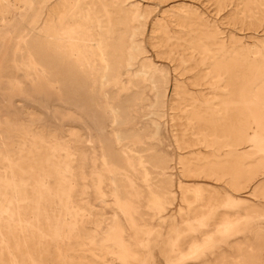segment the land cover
<instances>
[{
	"label": "rangeland",
	"instance_id": "rangeland-1",
	"mask_svg": "<svg viewBox=\"0 0 264 264\" xmlns=\"http://www.w3.org/2000/svg\"><path fill=\"white\" fill-rule=\"evenodd\" d=\"M20 1L0 0V264H264V0Z\"/></svg>",
	"mask_w": 264,
	"mask_h": 264
},
{
	"label": "bare ground",
	"instance_id": "bare-ground-1",
	"mask_svg": "<svg viewBox=\"0 0 264 264\" xmlns=\"http://www.w3.org/2000/svg\"><path fill=\"white\" fill-rule=\"evenodd\" d=\"M12 1H13V0H12ZM21 1H22V0H21ZM21 1H20V2H21ZM58 1H59V0H58ZM59 2H60V1H59ZM67 2H68V0H67ZM122 3H123V2H122ZM139 3H140V2H139ZM56 4H57V3H56ZM11 5H12V4H11ZM23 5H24V4H23ZM46 5H47V4H46ZM33 6H34V5H33ZM21 7H22V6H21ZM12 8H13V7H12ZM23 8H24V7H23ZM32 8H33V7H32ZM43 8H44V7H43ZM138 8H139V7H138ZM19 9H20V8H19ZM88 9H89V7H88ZM27 11H28V10H27ZM88 11H89V10H88ZM129 11H131V10H129ZM17 13H18V12H17ZM90 13H91V12H90ZM132 13H133V12H132ZM23 14H24V13H23ZM25 14H26V13H25ZM50 14H51V13H50ZM135 14H137V13H135ZM75 16H76V15H75ZM135 16H136V15H135ZM149 16H150V15H149ZM12 17H13V15H12ZM18 17H20V16H18ZM109 17H110V16H109ZM22 18H23V17H21V19H22ZM104 18L106 19V17H104ZM8 19H10V18H8ZM18 19H19V18H18ZM44 19H46V18H44ZM11 20H12V19H11ZM82 20H83V19H82ZM7 21H8V20H7ZM7 21H5V22H7ZM18 22H19V21H18ZM66 22H67V20H66ZM43 23H44V22H43ZM67 23H68V22H67ZM39 24H40V23H39ZM68 24H69V23H68ZM98 25H99V24H98ZM137 25H138V24H137ZM20 26H21V25H20ZM20 26H19V27H20ZM42 26H43V25H42ZM2 27H3V26H2ZM7 27H8V26H7ZM16 27H17V26H16ZM98 27H99V26H98ZM26 29H27V28H26ZM92 29H93V28H92ZM0 30L3 32V29H0ZM9 30H10V29H9ZM44 30H45V29H44ZM72 30H73V29H72ZM128 30H129V29H128ZM4 31H5V29H4ZM12 31H13V30H12ZM17 31H18V30H17ZM10 32H11V31H10ZM46 32H47V31H46ZM69 32H71V31H69ZM96 32H97V30H96ZM103 32H104V31H103ZM0 33H1V32H0ZM22 33H23V35H24L25 31L22 32ZM71 33H72V32H71ZM97 33H98V32H97ZM134 33H135V32H134ZM5 34H6V33H5ZM8 34L10 35V33H8ZM11 34H12V32H11ZM32 34H33V33H32ZM96 35H97V34H96ZM100 35H102V33H101ZM135 35H136V34H135ZM2 36H3V35H2ZM2 36H1V37H2ZM20 36H21V35H20ZM47 36H48V35H47ZM121 36H122V35H121ZM23 37H24V36H23ZM99 37H100V36H99ZM133 37H134V36H133ZM18 38H19V37H18ZM100 38H101V37H100ZM125 38H126V37H125ZM6 39H7V38H6ZM97 39H98V38H97ZM109 39H110V38H109ZM75 40H76V39H75ZM78 40H79V39H78ZM128 41H129V40H128ZM12 42H13V41H12ZM104 42H105V41H104ZM99 43H100V41H99ZM133 43H134V42H133ZM15 44H16V43H15ZM26 44H27V43H26ZM96 44H97V43H96ZM106 44H107V43H106ZM33 45H34V44H33ZM99 45H100V44H99ZM10 46H11V45H10ZM134 46H135V45H134ZM16 47H17V46H16ZM36 47H37L38 51H40V52L42 53V55L46 56V54H47L46 51L43 53V50L45 49V46H44L43 44H41L40 42H36ZM107 47H108V45H107ZM128 48H130V47H127V49H128ZM13 50H14V49H13ZM16 50H17V49H16ZM45 50H46V49H45ZM11 51H12V50H11ZM119 51H120V50H119ZM130 51H131V50H130ZM28 52H29V50H28ZM121 52H122V51H121ZM126 52H127V51H126ZM134 52H135V51H134ZM134 52H133V53H134ZM107 53H108V52H107ZM130 53H131V52H130ZM56 54H57V53H56ZM80 54H81V53H80ZM115 54H116V53H115ZM11 55H12V54H11ZM29 55H30V54H29ZM86 55H87V54H86ZM99 55H100V54H99ZM131 55H132V53H131ZM131 55H130V58H131ZM8 56H9V55H8ZM50 56H51V54H50ZM54 56H55V55H54ZM59 56H61V55H59ZM132 56L134 57L135 55H132ZM32 57H33V56H32ZM74 57H75V56H74ZM118 57H119V56H118ZM26 58H27V56H26ZM34 58H35V57H34ZM76 58H78V57H76ZM28 59H29V58H28ZM51 59H53V58H51ZM56 59H57V57H56ZM58 59H59V57H58ZM73 59H74V58H73ZM25 60H26V59H25ZM45 60H46V59H45ZM129 60H130V59H129ZM17 61H18V60H17ZM31 61H32V60H31ZM60 61H61V59H60ZM66 61H68V60H66ZM70 61H71V59H70ZM100 61H101V60H100ZM118 61H119V60H118ZM134 61H135V60H134ZM28 62H29V61H28ZM119 62H121V60H120ZM24 63H25V62H24ZM48 63H49V61H48ZM70 63H71V62H70ZM91 63H93V62H91ZM121 63H122V62H121ZM140 63H141V62H140ZM31 64H32V62H31ZM72 64H73V63H71V66H72ZM118 64H119V63H118ZM40 65H41V64H40ZM47 65H48V64H47ZM55 65H58V66L63 70V72L60 71L59 69H58V70H59L60 72L64 73V69H63L62 66H61V65H63V64H60V65H59V64H57V62H56ZM116 65H117V64H116ZM133 65H134V64H133ZM133 65H132V66H133ZM63 66H64V65H63ZM120 66H123V65L121 64ZM25 67L28 68V66H26V65H25ZM31 67H32V66H31ZM42 67H43V66H42ZM103 67H104V66H103ZM117 67H118V65H117ZM127 67L129 68V65H128ZM36 68H37V67H36ZM73 68H75V66H73ZM73 68H72V69H73ZM76 68H77V66H76ZM43 69H44V68H43ZM51 69H52V68H51ZM95 69H96V68H95ZM41 70H42V69H41ZM41 70H40V71H41ZM44 70H45V69H44ZM67 70H68V69H67ZM69 70H70V69H69ZM37 71H38V70H37ZM87 71H88V70H87ZM104 71L106 72V70H104ZM27 72H28V71H27ZM45 72H47V70H46ZM49 72H50V71H49ZM76 72H77V71H75V73H76ZM117 72H118V71H117ZM119 72H122V71H119ZM119 72H118V73H119ZM28 73H29V72H28ZM40 73H42V72H40ZM62 73H61L60 75H63ZM102 73H103V72H102ZM128 73H129V72H126V74H128ZM26 74H27V73H26ZM26 74H25V75H26ZM45 74H46V73H45ZM70 74H71V72H70ZM93 74H94V73H93ZM109 74H110V73H109ZM111 74H113V72H112ZM121 74H122V73H121ZM43 75H44V74H43ZM46 75H48V72H47ZM54 75H55V74H54ZM71 75H72V74H71ZM77 75H78V74H77ZM89 75H90V73H89ZM75 76H76V75H75ZM105 76H107V75H105ZM117 76H118V75H117ZM60 77H61V76H60ZM71 77H72V76H71ZM71 77H70V79H71ZM80 77H81V76H80ZM93 77H94V76H93ZM119 77H120V76H119ZM53 78H54V77H53ZM65 78H67V77H65ZM75 78H76V77H75ZM82 78H83V77H82ZM98 78H99V76H98ZM110 79H111V77H110ZM48 80H49V79H48ZM59 80H60V79H59ZM63 80H64V78H63ZM87 80H88V79H87ZM129 80H130V79H129ZM68 81L70 82V81H72V80H68ZM78 81H79V80H78ZM76 82H77V81H76ZM92 82H93V80H92ZM103 82H104V81H103ZM18 83H19V82H18ZM18 83H17V84H18ZM20 83H22V82H20ZM53 83H54V82H53ZM67 83H68V82H65V84H67ZM78 83H79V82H78ZM80 83H81V82H80ZM109 83H110V82H109ZM8 84H9V82H8ZM58 84H59V83H58ZM73 84H74V82H73ZM97 84H98V83H97ZM69 85H70V84H69ZM74 85H75V84H74ZM81 85H82V84H81ZM91 85H92V84H91ZM104 85H105V84H104ZM108 85H109V84H108ZM55 86H56V85H55ZM76 86H78V84H77ZM79 86H80V85H79ZM9 87H10V86H9ZM65 87H66V86H65ZM72 87H73V86H72ZM100 87H101V85H100ZM66 88H67V87H66ZM68 88H70V87H68ZM79 88H80V87H79ZM13 89H14V88H13ZM13 89H12V90H13ZM94 89H95V88H94ZM101 89H102V88H101ZM145 89H146V88H145ZM67 90H68V89H67ZM96 90H98V89H96ZM7 91H8V90H7ZM22 91H23V90H22ZM59 91H60V90H59ZM78 91H79V90H78ZM102 91H103V90H102ZM132 92H133V91H132ZM134 92H135V91H134ZM62 93H63V92H62ZM67 93H69V91H68ZM102 93H103V92H102ZM69 94H70V93H69ZM69 94H68V95H69ZM72 94H73L74 96H76L77 92H76V93H73V92H72ZM72 94L69 95V96H70L69 98H70L71 100H72V99L75 100L76 98H74ZM78 94H79V93H78ZM97 94H98V93H97ZM139 94H140V93H139ZM80 95H82V94H80ZM99 96H100V93H99ZM130 96H131V95H130ZM26 97H27V95H26ZM26 97H25V98H26ZM29 97H30V96H29ZM63 97H64V96H63ZM78 97H79V96H78ZM90 97H91V96H90ZM132 97H133V96H132ZM139 97H140V96H139ZM142 97H144V96H142ZM27 98H28V97H27ZM33 98H35V97H33ZM64 98H65V97H64ZM82 98H83V97H82ZM91 98H92V97H91ZM99 98H100V97H99ZM106 98H107V97H106ZM130 98H131V97H130ZM146 98H147V97H146ZM36 99H37V98H36ZM70 99H69V101H70ZM78 99H79V98H78ZM133 99H134V98H133ZM135 99H136V98H135ZM141 99H142V98H141ZM41 100H42V99H41ZM81 100H82V99H81ZM88 100H89V99H88ZM104 100H105V99H104ZM143 100H144V99H143ZM33 101H34V100H33ZM36 101H37V100H36ZM38 101H40V100H38ZM65 101H66V99H65ZM86 101H87V100H86ZM102 101H103V99H102ZM105 101H106V100H105ZM121 101H122V100H121ZM135 101H137V100H134V103H135ZM82 102H83V101H82ZM139 102H140V101H139ZM139 102H138V103H139ZM41 103H43V102H41ZM71 103H72V101H71ZM95 103H97V102H95ZM99 103H102V102H99ZM103 103H104V102H103ZM107 103L109 104V102H107ZM121 103H122V102H121ZM124 103H125V102H124ZM128 103H129V102H128ZM69 104H70V103H69ZM105 104H106V103H105ZM112 104H113V103H112ZM15 105H16V104H15ZM40 105H41V104H40ZM47 105H48V104H47ZM64 105H66V104H64ZM74 105H75V103H74ZM110 105H111V104H110ZM113 105H114V104H113ZM113 105H112V106H113ZM124 105H125V104H124ZM18 106H19V105H18ZM20 106H21V105H20ZM35 106H36V105H35ZM76 106H78V105H76ZM82 106H83V105H82ZM97 106H98V105H97ZM105 106H106V105H105ZM107 106H108V105H107ZM117 106H118V105H117ZM122 106H123V104H122ZM125 106H126V105H125ZM130 106H131V104H130ZM136 106H137V105H136ZM151 106H152V104H151ZM57 107H58V106H57ZM63 107H64V106H63ZM73 107H74V106H73ZM84 107H85V105H84ZM84 107H82V108H84ZM102 107H103V106H102ZM118 107H119V106H118ZM118 107H117V108H118ZM74 108H75V107H74ZM79 108H80V107L78 106V110L80 111ZM85 108H86V107H85ZM109 108H110V107H109ZM119 108H120V107H119ZM127 108H129V107L126 106V109H127ZM131 108H132V107H131ZM63 109H64V108H63ZM105 109H106V108H105ZM114 109H115V108H114ZM149 109H150V108H149ZM27 110H28V109H27ZM87 110H88V108H87ZM89 110H90V109H89ZM89 110H88V111H89ZM103 110H104V107H103ZM115 110H118V109H115ZM129 110H131V109H129ZM135 110H136V109H135ZM146 110H147V109H146ZM81 111H82V110H81ZM84 111H85V110H84ZM119 111H120V110H119ZM121 111H122V110H121ZM148 111H149V110H148ZM21 112H22V111H21ZM73 112H74V111H73ZM86 112H87V111H86ZM109 112H110V111H109ZM113 112H114V110H113ZM129 112H130V111H129ZM134 112H136V111H134ZM149 112H150V111H149ZM104 113H105V115H107L105 111H104ZM104 113H103L99 108H94V109L92 110V113H90V114H91V118H92V120H93L94 123L97 125L98 129L101 130V131H104V129H107V128H105V123H104ZM115 113H116V112H115ZM137 113H138V112H137ZM85 115H87V114H85ZM113 115H114V113H113ZM121 115H122V114H121ZM82 116H83V115H82ZM127 116H128V115H127ZM87 117H88L89 120H91V119L89 118L90 116H87ZM106 117H107L106 120H108V117H110V114H109L108 116H106ZM106 117H105V118H106ZM113 117H114V116H113ZM129 117H131V115H130ZM131 118H132V117H131ZM131 118H130V119H131ZM139 118H140V117H139ZM83 119H84V117H83ZM111 119H112V116H111ZM111 119H110V120H111ZM115 119H116V118H115ZM115 119H114V120H115ZM84 120H85V119H84ZM112 120H113V119H112ZM117 120H118V118H117ZM117 120H116V121H117ZM118 121H119V120H118ZM22 122H23V121H22ZM22 122H21V123H22ZM110 122H111V121H110ZM125 122H126V121H125ZM127 122H128V121H127ZM127 122H126L125 124H127ZM129 122H130V121H129ZM85 123H86V121H85ZM86 124H87V123H86ZM113 124H116V123H113ZM23 125H24V124H23ZM87 125H88V124H87ZM122 125H123V124H122ZM146 126H147V125H146ZM89 127H90V126H89ZM106 127H108V126H106ZM115 127H116V126H115ZM134 128H135V127H134ZM90 129H91V128H90ZM92 129H93V128H92ZM94 129H95V127H94ZM98 129H97V130H98ZM139 130H140V129H139ZM91 131H92V130H91ZM86 132H88V130H87ZM130 132H131V131H130ZM133 132H134V131H133ZM137 132H138V131H137ZM141 132H143V131H141ZM147 132H148V131H147ZM89 133H90V131H89ZM101 133H102V132H101ZM131 133H132V132H131ZM99 134H100V133H99ZM104 134H106V133H104ZM125 134L127 135V133H125ZM142 134H143V133H142ZM102 135H103V134H102ZM131 135H132V134H131ZM145 135H146V133H145ZM153 135H154V134H153ZM52 136L55 138L54 135H52ZM77 136H78V135H77ZM90 136H91V135H90ZM93 136H94V135H93ZM99 136H100V135H99ZM104 136H105V135H104ZM108 136H110V135L108 134ZM108 136L106 135V137H108ZM113 136H114V135H113ZM113 136H111V137H113ZM122 136H123V134H122ZM122 136H121V137H122ZM129 136H130V135H129ZM141 136H142V135H141ZM143 136H144V135H143ZM143 136H142V137H143ZM146 136H148V135H146ZM75 137H76V136H75ZM121 137H120V138H121ZM126 137H128V135H127ZM77 138H78V137H77ZM83 138H84V137H83ZM91 138H92V136H91ZM93 138H94V137H93ZM109 138H110V137H109ZM109 138H108V139H109ZM131 138H132V137H131ZM88 139H89V138H88ZM94 139H95V138H94ZM94 139H93V140H94ZM104 139H105V138H104ZM110 139H111V138H110ZM114 139H115V141H116L117 138H114V137H113V141H114ZM123 139H125V137H122L121 140H123ZM51 140H52V138H51ZM89 140H90V139H89ZM89 140H88V141H89ZM96 140H97V139H96ZM98 140H99V139H98ZM154 140H155V139H153V140L151 141V143H152ZM44 141H45V140H44ZM108 141H109V140H108ZM118 141H120V140H118ZM70 142H71V141H70ZM78 142H79V141H78ZM96 142H97V141H96ZM100 142H101V140H100ZM104 142H105V141H104ZM109 142H110V141H109ZM116 142H117V141H116ZM116 142H115V143H116ZM120 142H121V141H120ZM120 142H119V143H120ZM62 143H63V142H62ZM105 143H106V142H105ZM117 143H118V142H117ZM146 143H147V142H146ZM143 144H144V143H143ZM149 144H150V143H149ZM105 145H106V144H105ZM115 145H116V144H115ZM115 145L113 144V146H115ZM120 145H121V144H120ZM132 145H133V144H132ZM138 145H140V144H138ZM152 145H153V144H152ZM152 145H151V146H152ZM61 146H62V145H61ZM77 146H78V145H77ZM90 146L92 147V145H90ZM90 146H89V147H90ZM97 146H98V145H97ZM97 146H96V147H97ZM102 146H103V145H102ZM127 146H128V144H127ZM127 146H126V147H127ZM129 146H130V145H129ZM140 146H141V145H140ZM142 146L144 147L145 145H142ZM151 146H150V147H151ZM67 147H68V146H67ZM71 147H72V146H71ZM93 147H94V146H93ZM118 147H119V145H118ZM131 147H132V146H131ZM148 147H149V146H148ZM154 147H155V146H154ZM157 147H158V146H157ZM79 148H80V147H79ZM133 148H135V147H133ZM146 148H147V147H146ZM54 149H56V148H54ZM87 149H88V148H87ZM93 149H94V148H93ZM135 149H136V148H135ZM137 149H138V148H137ZM141 149H142V148H141ZM62 150H63V149H62ZM89 150H90V149H89ZM112 150H113V149H112ZM132 150H133V149H132ZM143 150L145 151V149H143ZM151 150H152V149H151ZM154 150H155V148H154ZM154 150H152V151H154ZM53 151H55V150H53ZM98 151H99V150H98ZM98 151H97V152H98ZM106 151H107V150H106ZM119 151H120V150H119ZM125 151H126V150H125ZM139 151H140V149H139ZM56 152H57V151H56ZM73 152H74V151H73ZM76 152H77V151H76ZM94 152H96V151H94ZM97 152H96V153H97ZM130 152H131V150H130ZM145 152H146V151H145ZM89 153H90V152H89ZM118 153H119V152H118ZM118 153H117V154H118ZM140 153H141V152H140ZM153 153H155V151H154ZM63 154H64V153H63ZM75 154H76V153H75ZM85 154H86V153H85ZM101 154H102V153H100V156H101ZM107 154H108V152H107ZM160 154H161V153H160ZM78 155H79V153H78ZM88 155H89V154H88ZM115 155H116V154H115ZM115 155H114V156H115ZM122 155H123V154H122ZM135 155H136V154H135ZM157 155H158V152H157ZM9 156H10V155H9ZM76 156H77V155H76ZM84 156H85V155H84ZM109 156H110V155H109ZM109 156H108V157H109ZM116 156H118V155H116ZM146 156H147V154H146ZM160 156H161V155H160ZM167 156H168V155H167ZM48 157H49V156H48ZM149 157H151V156H149ZM161 157H162V156H161ZM1 158H2V157H1ZM8 158H9V157H8ZM51 158H53V156H52ZM99 158H100V157H99ZM114 158H116V157H114ZM120 158H121V157H120ZM128 158H129V157H128ZM136 158H138V157L136 156ZM165 158H167V157H165ZM165 158H164V159H165ZM5 159H6V157H5ZM85 159H86V158H85ZM117 159H118V158H117ZM138 159H139V158H138ZM140 159H142V157H141ZM151 159H152V158H151ZM90 160H91V159H90ZM99 160H100V159H99ZM99 160H98V161H99ZM101 160H102V159H101ZM103 160H104V159H103ZM105 160H107V159H105ZM118 160L120 161V159H118ZM127 160H128V159H127ZM136 160H137V159H136ZM149 160H150V159H149ZM165 160H166V159H165ZM77 161H78V160H77ZM86 161H87V160H86ZM121 161H122V160H121ZM130 161H131V159H130ZM139 161H140V160H139ZM167 161L169 162V160H167ZM0 162H1V161H0ZM45 162H46V161H45ZM63 162H64V161H63ZM83 162H84V161H83ZM132 162H133V161H132ZM135 162H136V161H135ZM172 162H173V161H172ZM47 163H48V162H47ZM68 163H69V162H68ZM109 163H110V162H109ZM123 163H124V162H123ZM141 163H142V162H141ZM143 163H144V162H143ZM147 163H148V162H147ZM153 163H154V162H153ZM159 163H160V162H159ZM44 164H45V163H44ZM55 164H56V163H55ZM58 164H60V162H59ZM64 164H65V163H64ZM97 164H98V163H97ZM100 164H101V163H100ZM119 164H120V163H119ZM128 164H129V163H128ZM61 165H62V164H61ZM84 165L86 166V164H84ZM84 165H83V166H84ZM135 165H136V164H135ZM45 166H46V165H45ZM48 166H49V165H48ZM95 166H96V164H95ZM124 166H125V165H124ZM131 166H132V165H131ZM165 166H166V165H165ZM42 167H43V166H42ZM132 167H133V166H132ZM132 167H131V168H132ZM135 167H136V166H135ZM150 167H151V166H150ZM150 167H149V169H150ZM163 167H164V166H163ZM63 168H64V167H63ZM108 168H110V167H108ZM129 168H130V166H129ZM146 168H148V167H146ZM11 169H12V167H11ZM49 169H50V168H49ZM49 169H48V170H49ZM105 169H106V168H105ZM114 169H115V168H114ZM114 169H113V170H114ZM132 169H133V168H132ZM163 169H165V168H163ZM31 170H32V168H31ZM62 170H63V169H62ZM66 170H67V169H66ZM75 170H76V168H75ZM86 170H87V168H86ZM108 170H109V169H108ZM128 170H129V169H128ZM134 170H135V169H134ZM151 170H152V169H151ZM161 170H162V169H161ZM18 171H19V169H18ZM63 171H64V170H63ZM81 171H82V170H81ZM90 171L92 172L93 170H90ZM101 171H102V170H101ZM110 171H111V170H110ZM114 171H115V170H114ZM117 171H120V170H117ZM137 171H138V170H137ZM139 171H140V170H139ZM144 171H145V170H144ZM153 171H154V170H153ZM157 171H158V170H157ZM163 171H165V170H163ZM163 171H162V172H163ZM122 172H123V171H122ZM149 172H150V170H149ZM149 172H148V173H149ZM42 173H43V172H42ZM53 173H54V172H53ZM55 173H56V172H55ZM123 173H124V172H123ZM154 173H155V172H154ZM24 174H25V173H24ZM59 174H61V173H59ZM68 174H71V173H68ZM68 174H67V175H68ZM86 174H87V173H86ZM91 174H92V173H91ZM96 174H97V173H96ZM128 174H129V173H128ZM133 174H134V173H133ZM149 174H150V173H149ZM158 174H159V173H158ZM158 174H157V175H158ZM163 174H164V173H163ZM1 175H2V174H1ZM22 175H23V174H22ZM36 175H37V174H36ZM42 175H43V174H42ZM46 175H48V174H46ZM46 175H45V176H46ZM53 175H54V174H53ZM71 175H72V174H71ZM79 175H81V174H79ZM103 175H104V173H103ZM103 175H102V176H103ZM139 175H140V174L138 173V176H139ZM150 175H151V174H150ZM40 176H41V175H40ZM106 176H107V175H106ZM130 176H131V174H130ZM142 176H144V175L142 174ZM148 176H149V175H148ZM170 176H171V175H170ZM11 177H12V176H11V174H10V178H11ZM30 177H31V176H30ZM55 177H56V176H55ZM63 177H64V176H63ZM88 177H89V176H88ZM108 177H109V176H108ZM112 177H113V176H112ZM118 177H119V176H118ZM134 177H135V176H134ZM140 177H141V176H140ZM151 177H153V176H151ZM160 177H161V176H160ZM12 178H13V177H12ZM23 178H24V177H23ZM25 178H27V177H25ZM57 178H58V177H57ZM68 178H69V177H68ZM79 178H80V177H79ZM79 178H78V179H79ZM81 178H82V177H81ZM83 178H84V177H83ZM83 178H82V179H83ZM114 178H116V176H115ZM120 178H121V177H120ZM144 178H145V177H144ZM154 178H155V177H154ZM82 179H81V180H82ZM95 179H98V178H95ZM99 179H101V178H99ZM107 179H108V178H107ZM128 179H129V178H128ZM145 179H146V178H145ZM150 179H151V178H150ZM156 179H157V178H156ZM158 179L161 180V178H159V177H158ZM162 179H163V176H162ZM164 179H165V178H164ZM14 180H15V179H14ZM32 180H33V179H32ZM67 180H68V179H67ZM67 180H66V181H67ZM75 180H76V179H75ZM91 180H93V179L91 178ZM108 180H109V179H108ZM147 180H148V179H147ZM153 180H154V179H153ZM160 180H158V182H159ZM44 181H45V180H44ZM63 181H64V180H63ZM63 181H61V182H63ZM76 181H77V180H76ZM78 181H79V180H78ZM88 181H89V180H88ZM98 181H99V180H98ZM98 181H97V182H98ZM101 181H102V180H101ZM119 181H120V179H119ZM130 181H131V180H130ZM45 182H46V181H45ZM45 182H44V187L46 186V185H45ZM61 182H60V183H61ZM71 182H72V181H71ZM79 182H80V181H79ZM85 182H86V181H85ZM93 182H94V180H93ZM102 182H104V181H102ZM66 183H67V182H65L64 184H66ZM76 183H78V182H76ZM82 183H83V182H82ZM82 183H81V184H82ZM99 183H100V182H99ZM121 183H122V181H121ZM137 183H138V182H137ZM139 183H140V182H139ZM162 183H163V181H162ZM3 184H4V183H3ZM3 184H2V185H3ZM41 184H42V183H41ZM62 184H63V183H62ZM79 184H80V183H79ZM85 184H86V183H85ZM97 184H98V183H97ZM133 184H134V183H133ZM135 184H136V182H135ZM145 184H146V181H145ZM145 184H144V186H145ZM14 185H15V184H14ZM31 185H32V184H31ZM34 185H35V183H34ZM67 185H68V184H67ZM73 185H74V183H73ZM95 185H96V184H95ZM95 185H94V186H95ZM102 185H103V184H102ZM137 185H138V184H137ZM137 185H136V186H137ZM141 185H142V184H141ZM159 185H160V184H159ZM164 185H165V184H164ZM164 185H163V186H164ZM169 185H170V183H169ZM181 185H182V184H181ZM70 186H71V185H70ZM77 186H78V184H77ZM91 186H92V185H91ZM96 186H97V185H96ZM122 186H123V185H122ZM149 186H150V185H149ZM155 186H157V185H155ZM161 186H162V184H161ZM166 186H167V185H166ZM42 187H43V186H42ZM49 187H50V186H49ZM61 187H62V186H61ZM86 187H87V186H86ZM88 187H89V185H88ZM142 187H143V186H142ZM169 187H170V186H168L167 188H169ZM180 187H181V186H180ZM57 188H58V187H57ZM69 188H70V187H69ZM75 188H76V187H75ZM90 188H91V187H90ZM95 188H96V187H95ZM116 188H117V187H116ZM139 188H141V187H139ZM144 188H145V187H144ZM146 188H148V187H146ZM155 188H156V187H155ZM5 189H6V188H5ZM14 189H15V188H14ZM16 189H17V188H16ZM29 189H31V188H29ZM37 189H38V188H37ZM43 189H44V188H43ZM64 189H65V188H64ZM67 189H68V188H67ZM71 189H72V188H71ZM118 189H119V188H118ZM118 189H117V190H118ZM137 189H138V186H137ZM137 189H136V190H137ZM142 189H143V188H142ZM159 189H160V188H159ZM7 190H8V189H7ZM85 190H86V189H85ZM112 190H113V189H112ZM117 190H116V192H117ZM129 190H130V189H129ZM133 190H135V189H133ZM140 190H141V189H140ZM143 190H144V189H143ZM143 190H142V191H143ZM145 190H146V189H145ZM157 190H158V189H157ZM157 190H155V192H156ZM24 191H25V190H24ZM33 191H35V190L33 189ZM58 191H59V190H58ZM68 191H69V190H68ZM86 191L88 192V190H86ZM100 191H101V190H100ZM113 191H114V190H113ZM118 191H119V190H118ZM153 191H154V190H153ZM160 191H161V189H160ZM162 191H163V190H162ZM37 192H38V191H37ZM47 192H48V191H47ZM81 192H82V190H81ZM102 192L104 193L105 191H102ZM123 192H124V190H123ZM138 192H139V191H138ZM147 192H148V191H147ZM147 192H146V193H147ZM163 192H164V191H163ZM219 192H220V191H219ZM34 193H35V192H34ZM34 193H33V194H34ZM38 193H39V192H38ZM41 193H42V192L40 191V194H41ZM66 193H67V192H66ZM68 193H69V192H68ZM79 193H80V192H79ZM99 193H100V192H99ZM119 193H120V192H119ZM143 193H144V192H143ZM148 193H149V192H148ZM148 193H147V194H148ZM158 193H159V191H158ZM160 193H161V192H160ZM50 194H51V193H50ZM63 194H64V192H63ZM76 194H78V193L76 192ZM84 194H86V193L84 192ZM89 194H90V193H89ZM94 194H95V193H94ZM138 194H139V193H138ZM168 194H169V193H168ZM216 194H217V193H216ZM41 195H42V194H41ZM47 195H48V194H47ZM47 195H46V196H47ZM80 195H81V194H80ZM82 195H83V194H82ZM82 195H81V196H82ZM91 195H92V194H91ZM104 195H105V194H104ZM145 195H146V194H145ZM162 195H163V193H162ZM165 195H166V193H165ZM110 196H111V195H110ZM115 196H116V195H115ZM124 196H126V195H124ZM142 196H143V195H142ZM142 196H141V197H142ZM146 196H147V195H146ZM155 196H156V195H155ZM44 197H45V196H44ZM58 197H59V196H58ZM60 197H61V196H60ZM77 197H78V196H77ZM111 197H112V196H111ZM127 197H128V196H127ZM143 197H144V196H143ZM170 197H171V196H170ZM173 197H174V196H173ZM42 198H43V197H42ZM48 198H49V197H48ZM62 198L64 199V197H62ZM79 198H80V197H79ZM101 198H102V197H101ZM107 198H109V197H107ZM107 198H106V199H107ZM138 198H139V197H138ZM153 198H154V197H153ZM45 199H46V198H45ZM63 199H62L61 201H63ZM68 199H69V198H68ZM74 199H75V198H74ZM97 199H98V198H96V200H97ZM106 199H105V200H106ZM116 199H117V198H116ZM154 199H155V198H154ZM163 199H164V198H163ZM165 199H166V198H165ZM152 200H153V199H152ZM167 200H168V199H167ZM173 200H174V199H173ZM215 200H216V199H215ZM239 200H240V199H239ZM55 201H56V200H55ZM67 201H68V200H67ZM84 201H85V200H84ZM133 201H134V200H133ZM149 201L151 202V199H150ZM171 201H172V200H171ZM243 201H244V200H243ZM45 202H46V201H45ZM56 202H57V201H56ZM69 202H70V200H69ZM121 202H122V201H121ZM126 202H127V201H126ZM154 202H155V201H154ZM154 202H153V203H154ZM159 202H160V204H161V201H159ZM85 203H86V202H85ZM87 203H88V201H87ZM94 203H95V202H94ZM104 203H106V202H104ZM104 203H103V204H104ZM108 203H109V202H107V204H108ZM145 203H146V202H145ZM165 203H166V201H165ZM168 203H169V202H168ZM43 204H44V203H43ZM67 204H68V203H67ZM141 204H142V203H141ZM154 204H155V203H154ZM160 204H159V205H160ZM59 205H60V204H59ZM69 205H70V204H69ZM69 205H68V206H69ZM134 205H135V204H134ZM146 205H147V204H146ZM155 205H156V204H155ZM161 205H162V204H161ZM208 205H210V204H208ZM51 206H52V205H51ZM78 206L80 207V205H78ZM84 206H85V205H84ZM86 206H87V205H86ZM89 206H90V205H89ZM147 206H148V205H147ZM19 207H20V206H19ZM43 207L45 208V206H43ZM49 207H50V206H49ZM62 207H63V206H62ZM69 207H70V206H69ZM148 207H150V206H148ZM156 207H157V206H156ZM156 207H155V208H156ZM182 207H183V206H182ZM205 207H206V205H205ZM46 208H47V207H46ZM65 208H66V207H65ZM128 208H130V206H129ZM155 208H154V209H155ZM163 208H164V207H163ZM163 208H162V209H163ZM183 208H184V207H183ZM220 208H221V207H220ZM15 209H16V208H15ZM67 209H68V208H67ZM74 209H75V208H74ZM77 209H79V208L77 207ZM179 209H180V208H179ZM16 210H17V209H16ZM16 210H15V211H16ZM42 210H43V209H42ZM46 210H47V209H46ZM64 210H65V209H64ZM81 210H82V209H81ZM93 210H94V209H93ZM93 210H92V211H93ZM139 210H140V209H139ZM39 211H40V210H39ZM62 211H63V209H62ZM71 211H72V210H71ZM79 211H80V210H79ZM158 211H159V210H158ZM45 212H46V211H45ZM47 212H48V211H47ZM96 212H97V211H96ZM116 212H117V211H116ZM124 212H125V211H124ZM146 212H148V211H146ZM219 212H220V211H219ZM16 213H17V212H16ZM40 213H42V212L40 211ZM74 213H75V212H74ZM74 213H73V215H74ZM82 213H83V212H82ZM88 213H89V212H88ZM122 213H123V212H122ZM153 213H154V212H153ZM153 213H152V214H153ZM158 213H159V212H158ZM66 214H67V213H66ZM77 214H78V213H77ZM92 214H93V213H92ZM94 214H95V213H94ZM150 214H151V213H150ZM17 215H18V214H17ZM70 215H71V214H70ZM96 215H97V214H96ZM115 215H116V214H115ZM129 215H130V214H129ZM202 215H203V214H202ZM38 216H39V215H38ZM48 216H49V215H48ZM94 216H95V215H94ZM94 216H92V217L94 218ZM112 216H113V215H112ZM133 216H134V215H133ZM135 216H136V215H135ZM138 216H139V215H137V217H138ZM180 216H181V215H180ZM17 217H18V216H17ZM81 217H82V216H81ZM83 217H84V216H83ZM137 217H136V218H137ZM139 217H140V216H139ZM160 217L162 218L161 215H160ZM181 217H182V216H181ZM238 217H239V216H238ZM127 218H128V217H127ZM136 218H135V219H136ZM184 218H185V217H184ZM239 218H240V217H239ZM114 219H115V218H114ZM114 219H113V220H114ZM128 219H129V218H128ZM130 219H131V216H130ZM137 219H138V218H137ZM46 220H47V219H46ZM111 220H112V219H111ZM186 220H187V219H186ZM79 221H80V220H79ZM82 221H84V220L82 219ZM94 221H95V220H94ZM126 221H127V220H126ZM175 221H176V220H175ZM183 221H184V219H183ZM109 222H112V221H109ZM113 222H114V221H113ZM115 222H116V221H115ZM137 222H138V221H137ZM143 222H144V221H143ZM163 222H164V221H163ZM172 222H173V221H172ZM176 222H177V221H176ZM6 223H7V222H6ZM21 223H22V222H21ZM45 223H46V222H45ZM69 223H70V222H69ZM83 223H85V222H83ZM93 223H94V222H93ZM99 223H100V222H99ZM99 223H98V224H99ZM106 223H107V222H106ZM106 223H105V224H106ZM133 223H134V222H133ZM141 223H142V222H141ZM160 223H161V222H160ZM195 223H196V222H195ZM0 224H1V223H0ZM22 224H23V223H22ZM64 224H66V223H64ZM64 224H63V225H64ZM86 224H87V223H86ZM100 224H101V223H100ZM102 224H103V223H102ZM119 224H120V223H119ZM119 224H118V225H119ZM183 224H184V223H183ZM183 224H182V227H183ZM196 224H197V223H196ZM243 224H244V223H243ZM20 225H21V224H20ZM27 225H28V224H27ZM68 225H69V224H68ZM73 225H74V224H73ZM84 225H85V224H84ZM124 225H125V224H124ZM124 225H123V226H124ZM129 225H130V224H129ZM174 225H175V223H174ZM199 225H200V224H199ZM250 225H251V224H250ZM6 226H7V225H6ZM10 226H11V225H10ZM43 226H44V225H43ZM43 226H42V227H43ZM52 226H53V225H52ZM70 226H71V225H70ZM75 226H76V225H75ZM100 226H101V225H100ZM103 226H104V225H103ZM65 227H66V226H64V228H65ZM76 227H77V226H76ZM104 227H105V226H104ZM108 227H109V226H108ZM117 227H118V226H117ZM195 227H196V225H195ZM259 227H260V226H259ZM40 228H41V227H40ZM44 228H45V226H44ZM73 228H74V227H73ZM84 228L86 229L85 226H84ZM84 228H82V229H84ZM102 228H103V227H102ZM172 228H173V227H172ZM179 228H180V227H179ZM192 228H193V226H192ZM220 228H221V227H220ZM65 229H66V228H65ZM76 229H77V228H76ZM103 229H104V228H103ZM123 229H124V228H123ZM181 229H182V228H181ZM183 229H184V227H183ZM183 229H182V230H183ZM257 229H258V228H257ZM39 230H40V229H39ZM39 230H37V231H39ZM107 230H108V229H107ZM113 230H114V229H113ZM172 230H173V229H172ZM172 230H171V232H172ZM186 230H187V228L185 229V231H186ZM7 231H9V230H7ZM40 231H41V230H40ZM45 231H46V230H45ZM70 231H71V230H70ZM85 231H88V230H85ZM85 231H84V232H85ZM105 231H106V230H105ZM115 231H116V229H115ZM120 231H121V229L119 230V232H120ZM168 231H169V230H168ZM260 231H261V230H260ZM263 231H264V230H263ZM23 232H24V231H23ZM32 232H33V230H32ZM75 232H76V231H75ZM122 232H123V231H122ZM169 232H170V231H169ZM254 232H255V231H254ZM258 232H259V231H258ZM12 233H13V231H12ZM12 233H11V234H12ZM34 233H35V232H34ZM113 233H114V232H113ZM175 233H176V232H175ZM181 233H182V232H181ZM27 234H28V233H27ZM43 234H44V232H43ZM104 234H105V233H104ZM107 234H108V233H107ZM123 234H124V233H123ZM123 234H122V235H123ZM125 234H126V233H125ZM254 234H255V233H254ZM257 234H258V233H257ZM0 235H1V234H0ZM23 235H24V234H23ZM41 235H42V234H41ZM49 235H50V234H49ZM64 235H65V234H64ZM84 235H85V234H84ZM136 235H137V234H136ZM2 236H3V235H2ZM18 236H19V235H18ZM21 236H22V235H21ZM38 236H40V235H38ZM42 236H43V235H42ZM162 236H163V235H162ZM168 236H169V235H168ZM168 236H167V237H168ZM205 236H206V235H205ZM262 236H263V234H262ZM0 237H1V236H0ZM9 237H10V236H9ZM83 237H84V236H83ZM110 237H111V236H110ZM113 237H114V236H113ZM113 237H111V238H113ZM122 237H123V236H122ZM169 237H170V236H169ZM172 237H173V236H172ZM172 237H171V238H172ZM210 237H211V236H210ZM257 237H258V236H257ZM263 237H264V236H263ZM4 238H5V237H4ZM39 238H40V237H39ZM50 238H51V237H50ZM72 238H73V237H72ZM124 238H125V236H124ZM190 238H191V237H190ZM190 238H189V239H190ZM204 238H205V237H204ZM259 238H260V237H259ZM2 239H3V238H2ZM12 239H13V238H12ZM58 239H59V238H58ZM77 239H78V237H77ZM82 239H83V238H82ZM94 239H95V238H94ZM103 239H104V238H103ZM114 239H116V238H114ZM169 239H170V238H169ZM194 239H195V238H194ZM263 239H264V238H263ZM10 240H11V239H10ZM21 240H22V237H21ZM50 240H51V239H50ZM73 240H74V239H73ZM124 240H125V239H124ZM159 240H160V239H159ZM6 241H7V240H6ZM33 241H34V240H33ZM46 241H47V240H45V243H46ZM51 241H52V240H51ZM86 241H87V240H86ZM172 241H173V239H172ZM172 241H171V242H172ZM187 241H188V240H187ZM192 241H193V239H192ZM251 241L253 242L254 240H251ZM263 241H264V240H263ZM23 242H24V241H23ZM26 242H27V241H26ZM36 242H37V241H36ZM66 242H67V241H66ZM78 242H79V241H78ZM81 242H82V240H81ZM92 242H93V240H92ZM123 242H124V241H123ZM193 242H195V241H193ZM197 242H198V241H197ZM238 242H239V241H238ZM258 242H259V241H258ZM0 243H2V242H0ZM10 243H11V242H10ZM10 243H9V244H10ZM15 243H16V242H15ZM24 243H25V242H24ZM50 243H51V242H50ZM67 243H68V242H67ZM172 243H173V242H172ZM172 243H171V244H172ZM181 243H182V242H181ZM185 243H186V242H184V244H185ZM220 243H221V242H220ZM231 243H233V242H231ZM231 243H230V244H231ZM248 243H249V242H248ZM256 243H257V242H256ZM261 243H262V241H261ZM2 244H3V243H2ZM16 244H17V243H16ZM20 244H21V243H20ZM29 244H31V243H29ZM184 244H183V245H184ZM245 244L247 245V240H246V243H245ZM258 244H259V243H258ZM258 244H257V245H258ZM34 245H37V243L34 244ZM47 245H48V244H47ZM69 245H70V244H69ZM186 245H187V244H186ZM188 245H189V244H188ZM242 245H243V244H242ZM249 245H250V244H249ZM253 245H255V244H253ZM260 245H261V244H260ZM262 245H263V244H262ZM1 246H3V245H1ZM9 246H10V245H9ZM28 246H29V245H28ZM40 246H41V245H40ZM48 246H49V245H48ZM77 246H78V245H77ZM84 246H85V245H84ZM192 246H193V245H192ZM36 247H37V246H36ZM80 247H81V246H80ZM249 247H250V246H249ZM251 247H255V246H252V245H251ZM31 248H33V247H31ZM63 248H64V247H63ZM63 248H62V249H63ZM74 248H75V246H74ZM76 248H77V247H76ZM174 248H175V247H174ZM179 248H180V247H179ZM179 248H178V249H179ZM257 248H258V247H257ZM21 249H22V248H21ZM21 249H20V250H21ZM34 249H35V247H34ZM43 249H44V248H43ZM50 249H51V248H50ZM255 249H256V248H255ZM262 249H263V248H262ZM2 250H3V249H2ZM13 250H14V249H13ZM17 250H18V248H17ZM20 250H19V252H20ZM29 250H30V249H29ZM41 250H42V248H41ZM236 250H237V248H236ZM251 250H252V249H251ZM83 251H84V250H83ZM85 251H86V250H85ZM87 251H88V250H87ZM187 251H188V250H187ZM189 251H190V250H189ZM245 251H246V250H245ZM259 251H260V250L258 249V252H259ZM30 252H32V251H30ZM41 252H42V251H41ZM44 252H45V251H44ZM44 252H42V253L44 254ZM68 252H69V251H68ZM176 252H177V251H176ZM236 252H237V251H236ZM260 252H261V251H260ZM8 253H9V251H8ZM10 253H11V252H10ZM47 253H48V252H47ZM71 253H72V252H71ZM79 253H80V252H79ZM75 254H76V253H75ZM186 254H187V252H186ZM236 254H237V253H236ZM25 255H26V254H25ZM36 255H37V254H36ZM46 255H47V254H46ZM46 255H45V256H46ZM48 255H49V253H48ZM64 255H65V254H64ZM85 255H86V254H85ZM175 255H177V254H175ZM180 255H181V254H180ZM183 255H184V251H183ZM250 255L252 256V254H250ZM18 256H19V254H18ZM37 256H39V255H37ZM43 256H44V255H43ZM55 256H56V255H55ZM96 256H97V255H96ZM107 256H108V255H107ZM181 256H182V255H181ZM232 256H234V255H232ZM241 256H242V255H241ZM241 256H240V259H241ZM243 256H244V255H243ZM246 256H247V254H246ZM248 256H249V254H248ZM251 256H250V257H251ZM254 256H255V255H253V257H254ZM5 257H6V256H5ZM23 257H24V255H23ZM67 257H68V256H67ZM69 257H70V256H69ZM82 257L84 258V253H83ZM186 257H187V256H186ZM228 257H230V256H228ZM237 257H239V256H237ZM250 257H248V258H250ZM13 258H14V257H13ZM36 258H37V257H36ZM44 258H45V257H44ZM80 258H81V257H80ZM233 258H234V257H233ZM244 258H245V257H244ZM5 259H6V258H5ZM5 259H3V260H5ZM15 259H16V258H15ZM178 259H179V256H178ZM178 259H176V260H178ZM224 259H225V258H224ZM224 259H223V260H224ZM179 260H181V259H179ZM179 260H178V261H179ZM226 260H230V259L227 258ZM233 260H234V259H233ZM242 260L244 261V259H242ZM250 260H251V259H250ZM259 260H260V259H259ZM80 261H81V260H80ZM235 261H236V260H235ZM235 261H234V262H235ZM14 262H15V261H14ZM83 262H84V261H83ZM85 262H86V261H85ZM89 262L92 264V262H91L90 260H89ZM181 262H182V261H181ZM208 262H209V261H208ZM220 262H223V261H220ZM228 262H229V261H227L226 263L228 264ZM230 262H231V261H230ZM236 262H237V261H236ZM250 262H252V261H250ZM182 263H183V262H182ZM182 263H181V264H182ZM184 263H185V262H184ZM257 263H258V262H257ZM15 264H16V263H15ZM57 264H59V263L57 262ZM65 264H66V263H65ZM78 264H79V263H78ZM80 264H81V263H80ZM86 264H87V263H86ZM94 264H95V263H94ZM108 264H109V263H108ZM218 264H220V263H218ZM223 264H224V263H223ZM235 264H236V263H235ZM242 264H243V263H242Z\"/></svg>",
	"mask_w": 264,
	"mask_h": 264
}]
</instances>
